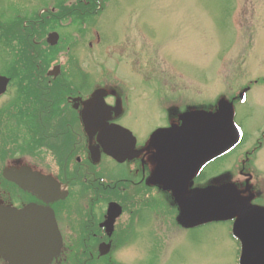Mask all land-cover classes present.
Instances as JSON below:
<instances>
[{"label":"flooded vegetation","instance_id":"1","mask_svg":"<svg viewBox=\"0 0 264 264\" xmlns=\"http://www.w3.org/2000/svg\"><path fill=\"white\" fill-rule=\"evenodd\" d=\"M80 6V0H0V207L21 211L35 205L53 212L63 248L52 264H123L116 253L137 241L143 228L188 234L207 225L178 223L173 192L155 181L159 153L151 140L160 129L181 126L184 114L208 110L168 96L174 84L154 87L129 79L141 65L140 42L135 38L139 49L134 47L129 35L106 45L123 66L97 64L101 38L95 28L88 42L92 62L79 64L85 36L66 25L79 24L80 13L91 15ZM150 97L151 116L158 120L139 131L135 125ZM247 156L250 161L252 152ZM217 160L199 168L194 187L231 183L208 176ZM240 173L245 176V167ZM249 175L235 186L264 208V193ZM0 264H7L2 257Z\"/></svg>","mask_w":264,"mask_h":264},{"label":"rangeland","instance_id":"2","mask_svg":"<svg viewBox=\"0 0 264 264\" xmlns=\"http://www.w3.org/2000/svg\"><path fill=\"white\" fill-rule=\"evenodd\" d=\"M86 2L83 8L89 5ZM89 7L86 9L92 12V5ZM80 14L79 24L66 25L71 33L85 36L80 43L79 64L92 62L88 42L95 28L101 38L97 64L112 69L114 65L123 66L125 61L109 55L106 45L114 46L125 32L133 31L141 45V65L138 72L127 75L129 79H143L150 83L147 86L154 87L174 84L176 92L166 89L168 96L187 105L205 104L207 110L216 109L221 100L234 102V123L243 144L218 158L207 173L209 177L223 173V182L238 185L248 173L251 184L264 193V0H107L104 9L92 15ZM134 34L127 37L139 49ZM65 43H61V49ZM246 87L251 90L240 99ZM151 98L148 110L144 107L142 119L135 125L139 131L151 130L158 120L151 116ZM251 152L249 161L247 154ZM158 230L143 228L137 241L116 253L118 261L238 264L240 248L227 223H210L188 234L179 228Z\"/></svg>","mask_w":264,"mask_h":264},{"label":"water","instance_id":"3","mask_svg":"<svg viewBox=\"0 0 264 264\" xmlns=\"http://www.w3.org/2000/svg\"><path fill=\"white\" fill-rule=\"evenodd\" d=\"M56 43L55 39L52 44ZM233 115V104L221 100L216 111L188 112L181 117V126L155 132L151 140L159 153L155 181L173 192L180 225L235 220L233 235L242 246L239 264H264V208L252 205L231 183L187 193L203 163L237 144ZM49 219L50 228L37 227L50 225ZM25 224L31 228H20ZM62 247L50 213L35 205L22 211L0 207V257L8 264H51Z\"/></svg>","mask_w":264,"mask_h":264},{"label":"bare ground","instance_id":"4","mask_svg":"<svg viewBox=\"0 0 264 264\" xmlns=\"http://www.w3.org/2000/svg\"><path fill=\"white\" fill-rule=\"evenodd\" d=\"M134 34L133 33V31H127V32H125V34H124V36L125 35H128V34ZM136 33V35L134 34L133 36L135 37V38H139L138 37V34H137V32H135ZM123 36V37H124ZM133 36H131V37H133ZM137 36V37H136ZM127 37V36H126ZM134 38V39H135ZM246 91L245 92H243L242 94H241V96L239 97L240 99H244V97H245V95L247 94V92H249L250 90H251V87H246ZM231 103V102H230ZM214 111H216V110H214ZM233 123H234V115H233ZM234 126H235V123H234ZM119 128H121V127H119ZM235 129H236V138L238 139L239 137H240V135H239V133H238V130H237V128H236V126H235ZM124 130V129H123ZM243 140V139H242ZM241 140V141H242ZM243 144V143H242ZM241 144V145H242ZM237 145V144H236ZM236 145H234L231 149H229L228 151H226V152H224V153H222V154H220V155H216V156H214L213 158H211V159H209V160H207V162L208 161H210V160H212V159H214V158H216V157H218V158H221V157H223L224 155H226V154H228L229 152H231L233 149H235V148H238V146H236ZM241 145H239V146H241ZM206 163V162H205ZM205 163H203V164H205ZM203 164L201 165V166H203ZM200 166V167H201ZM245 172H246V170H245ZM219 176H223V173L222 174H219ZM224 177V176H223ZM192 182H193V180H192ZM227 182V181H226ZM231 184H233L234 186H235V184L234 183H231ZM161 187H162V185H161ZM164 188V187H163ZM189 188H191L190 189V191L191 190H194V189H199V188H203V186L201 185V186H196V187H194V182L192 183V184H190L189 186H188V189ZM235 188H236V186H235ZM165 189V188H164ZM187 189V193H189L190 191ZM248 189V188H247ZM236 190L238 191V189L236 188ZM170 192H172V191H170ZM239 192V191H238ZM257 193V192H256ZM245 198V197H244ZM253 205V204H252ZM31 206H34V205H31ZM255 206V205H254ZM259 207V206H258ZM13 209V208H12ZM26 209V208H25ZM42 209V208H41ZM24 210V209H23ZM18 211V210H17ZM22 211V210H21ZM50 213H51V218H52V220H54V222H55V225H56V228H58L57 227V222H56V220H55V217H54V214H53V212L52 211H50ZM26 221V220H25ZM49 222L51 223V221H50V219H49ZM228 222H230L229 224H231L232 226V228H231V233H232V235H233V225H234V222H235V220H232V221H225V222H220V223H228ZM210 224V223H209ZM51 225H53L52 223L49 225V224H42V225H40V226H37L38 228H50L49 226H51ZM31 225H28V224H25V225H22V226H20V228H31L30 227ZM58 230H59V228H58ZM61 234V233H60ZM233 237L237 240V242H238V244H239V248H240V255H241V248H242V246H241V243H240V241L233 235ZM61 238H62V236H61ZM24 239H27V238H24ZM27 242V241H26ZM62 243H63V239H62ZM239 260H240V256H239ZM7 263V262H6ZM8 264V263H7Z\"/></svg>","mask_w":264,"mask_h":264},{"label":"trees","instance_id":"5","mask_svg":"<svg viewBox=\"0 0 264 264\" xmlns=\"http://www.w3.org/2000/svg\"><path fill=\"white\" fill-rule=\"evenodd\" d=\"M94 1H95L96 3L92 4V8H93V9L91 10V11H92V12H91V15L93 14V11H97L98 6L101 5V4H103L105 0H94ZM84 2H86V0H80V5H81L80 8H81V9L83 8L82 3H84ZM88 2H89V3H92L93 0H90V1L88 0ZM86 3H87V2H86ZM80 16H83V15H80ZM87 16H88V15H84V18H87ZM242 143H243V141H242Z\"/></svg>","mask_w":264,"mask_h":264}]
</instances>
